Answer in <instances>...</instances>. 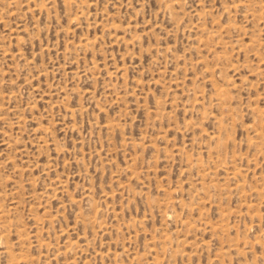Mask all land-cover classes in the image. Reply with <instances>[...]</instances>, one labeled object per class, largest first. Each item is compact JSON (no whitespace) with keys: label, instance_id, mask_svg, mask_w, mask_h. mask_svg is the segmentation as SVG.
Listing matches in <instances>:
<instances>
[{"label":"rangeland","instance_id":"rangeland-1","mask_svg":"<svg viewBox=\"0 0 264 264\" xmlns=\"http://www.w3.org/2000/svg\"><path fill=\"white\" fill-rule=\"evenodd\" d=\"M0 264H264V0H0Z\"/></svg>","mask_w":264,"mask_h":264},{"label":"bare ground","instance_id":"bare-ground-1","mask_svg":"<svg viewBox=\"0 0 264 264\" xmlns=\"http://www.w3.org/2000/svg\"><path fill=\"white\" fill-rule=\"evenodd\" d=\"M250 128V127H249Z\"/></svg>","mask_w":264,"mask_h":264}]
</instances>
